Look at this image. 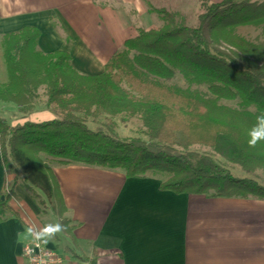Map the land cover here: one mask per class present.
Instances as JSON below:
<instances>
[{
	"label": "trees",
	"instance_id": "trees-1",
	"mask_svg": "<svg viewBox=\"0 0 264 264\" xmlns=\"http://www.w3.org/2000/svg\"><path fill=\"white\" fill-rule=\"evenodd\" d=\"M199 5L195 25L163 11L164 26L139 30L95 76L76 70L67 52L41 53L36 27L3 36L9 82L0 83V104L28 114L44 96L55 118L12 126L0 116L1 163L15 174L1 193L0 223L10 214L20 219L10 205L17 185L41 207L54 202L57 212L58 202L61 214L67 211L40 155L60 166L123 170L129 179L158 177L160 190L176 195L264 200V183L255 176L264 171V43L235 31H264V0ZM178 74L190 85L207 86L212 97L166 84ZM238 99L241 109L220 104ZM118 116L140 120L143 137L122 138L113 120ZM195 147L212 150L224 164Z\"/></svg>",
	"mask_w": 264,
	"mask_h": 264
},
{
	"label": "crops",
	"instance_id": "crops-1",
	"mask_svg": "<svg viewBox=\"0 0 264 264\" xmlns=\"http://www.w3.org/2000/svg\"><path fill=\"white\" fill-rule=\"evenodd\" d=\"M195 6L198 14L199 0H0V54L4 35L36 27L41 53L67 52L76 70L95 76L139 30L160 28L163 11L185 16ZM8 82L0 59V83ZM48 165L67 209L51 210L64 242L42 241L40 205L17 185L10 205L20 219L10 214L0 223V264H25L23 249L37 237L72 264H264V200L176 195L161 191L158 177ZM14 180L0 155L2 200L3 187L8 191Z\"/></svg>",
	"mask_w": 264,
	"mask_h": 264
},
{
	"label": "rangeland",
	"instance_id": "rangeland-1",
	"mask_svg": "<svg viewBox=\"0 0 264 264\" xmlns=\"http://www.w3.org/2000/svg\"><path fill=\"white\" fill-rule=\"evenodd\" d=\"M197 9L196 6L191 8L189 12L185 15L182 16L187 20V23L189 25H195L197 21ZM165 25V20L163 22V25ZM161 26V27H162ZM236 34L239 35L240 37L246 39L247 41L254 43V44H261L264 43V31L261 28H257L255 26H243L235 29ZM0 59L3 62V67L4 71L7 74V67L5 64L4 60V55L1 53L0 54ZM167 85H174L178 86L182 89H191V90H197L201 92L202 94L206 95L207 97H212L209 92H208V87L207 86H198V85H190L180 74L177 75L175 80L166 82ZM241 100L238 99L236 101H221L220 104L234 108V109H241ZM253 112L256 111V109L251 108ZM0 116L7 119L10 124L12 125H21L24 124L26 121H34L36 123L39 122H44V121H49L55 118V115L46 107V98L43 96L41 100L38 102V104L35 106L31 112L28 114H23L18 108L16 107H0ZM118 126V133L122 138H134V137H143V126L140 120L136 118H128L126 116H118L113 119ZM100 122H105L104 118L99 120ZM96 123L90 122L89 126L91 128H94ZM192 150L204 153V154H209L213 156V158L217 159L218 162L221 164H224V162L217 157L212 150L207 149V148H201V147H195ZM40 158L46 162L47 164L52 165L54 160L51 158L45 156V155H40ZM230 167L232 170L233 174H235L238 177L244 176V173L242 170L238 167H233L230 165H227ZM256 179H258L259 182L264 183V171L260 170L256 172ZM41 195H43L40 192ZM46 207H41L40 209L42 211L41 218H43V226L45 229V232L43 235H39L41 237L42 241L44 243H57L58 246L62 245L64 241L60 238L62 236V232L59 230V217L57 215H53L51 211L52 204L54 202H48L47 201ZM57 214L63 215L64 213L61 214V206L57 202ZM57 218V220H56ZM45 220V221H44ZM57 226L58 230H57ZM67 250V248H66Z\"/></svg>",
	"mask_w": 264,
	"mask_h": 264
},
{
	"label": "built area",
	"instance_id": "built-area-1",
	"mask_svg": "<svg viewBox=\"0 0 264 264\" xmlns=\"http://www.w3.org/2000/svg\"><path fill=\"white\" fill-rule=\"evenodd\" d=\"M22 256L25 264H72L66 255L58 249L44 245L39 237L24 247Z\"/></svg>",
	"mask_w": 264,
	"mask_h": 264
},
{
	"label": "clouds",
	"instance_id": "clouds-1",
	"mask_svg": "<svg viewBox=\"0 0 264 264\" xmlns=\"http://www.w3.org/2000/svg\"><path fill=\"white\" fill-rule=\"evenodd\" d=\"M58 227H59V226H57V230H58Z\"/></svg>",
	"mask_w": 264,
	"mask_h": 264
}]
</instances>
